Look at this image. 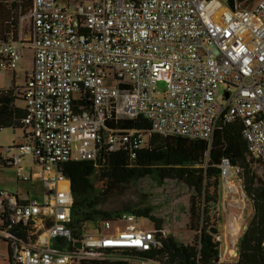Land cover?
Masks as SVG:
<instances>
[{
    "label": "built area",
    "instance_id": "obj_1",
    "mask_svg": "<svg viewBox=\"0 0 264 264\" xmlns=\"http://www.w3.org/2000/svg\"><path fill=\"white\" fill-rule=\"evenodd\" d=\"M63 1L65 7L59 0H32L17 39L0 41V79L4 70L17 69L23 49L34 55L22 91L21 124L29 133L16 155L0 148V160L18 168L23 183L41 178L47 191L40 201L0 191V238L9 264L118 260L106 251L147 252L161 245L154 230L127 226L104 233L112 223L96 237H72V196L60 166L73 152L75 161L96 162L102 149L128 150L133 159L144 144V131L107 129L113 118L141 117L150 133L209 145L218 123L239 122L249 153L264 167V0L246 8L236 0L232 7L228 0ZM24 19L27 37L20 28ZM28 155L41 174L19 167ZM237 173L222 159L223 205L231 195L244 200ZM22 229L24 238L11 232Z\"/></svg>",
    "mask_w": 264,
    "mask_h": 264
},
{
    "label": "trees",
    "instance_id": "obj_2",
    "mask_svg": "<svg viewBox=\"0 0 264 264\" xmlns=\"http://www.w3.org/2000/svg\"><path fill=\"white\" fill-rule=\"evenodd\" d=\"M237 1L240 7L244 6V0ZM251 1L246 0L245 4ZM31 4L32 0L0 2L1 42L17 39L19 20L28 15ZM228 5L232 7L233 2L228 0ZM22 91L23 88L15 87V79L9 91H0V130L23 127L24 110L19 111L23 116L18 118V110L13 104L14 100L23 101ZM11 92H16L17 98L12 97ZM106 128L144 131V144L133 159L128 150L112 153L102 149L96 162L69 160L60 166L72 196V237L77 242L81 241L89 223H96L100 232L105 224L120 222L130 215L131 218L149 219L161 245L147 252L111 249L106 253L118 256V260H82L76 264H133V257L156 264H225L219 262L220 245L211 235V230H218L216 224H224L222 215L218 213L221 201L219 165L222 159H228L238 170L235 179L241 182L252 214L241 235L237 258L230 264H264V181L255 169L262 163L249 153L239 122L229 125L218 123L210 145L204 141L150 133L149 123L141 117L113 118L106 123ZM8 167L11 166L0 160V168ZM147 179L166 180L186 192L187 222L184 230L191 233L192 238L170 235L167 232L170 222L157 219L150 207L112 213L98 210L102 200L117 194L123 185ZM0 221H4L2 215ZM11 232L22 238L26 235L23 229ZM0 240L5 242L2 238Z\"/></svg>",
    "mask_w": 264,
    "mask_h": 264
},
{
    "label": "rangeland",
    "instance_id": "obj_3",
    "mask_svg": "<svg viewBox=\"0 0 264 264\" xmlns=\"http://www.w3.org/2000/svg\"><path fill=\"white\" fill-rule=\"evenodd\" d=\"M257 1L258 0H253L250 3L245 4L246 0H244V6L241 7L244 8L252 6ZM237 3L239 4L238 1ZM58 4L61 7H65V2L63 0H59ZM20 28L23 37H27L29 34V21L27 19H24L21 23ZM33 56V51L30 48H25L22 50V58L17 66V69L14 72L10 70L3 71L2 78L0 79V91L10 90L12 87L13 79H15V86L17 88L22 89L25 87L26 76L30 75L33 69ZM158 89L163 90V84H159ZM219 90L222 94L226 90V87L221 86ZM218 102L222 103L220 98L218 99ZM21 145H25L22 130H13L12 128L0 130V148L9 147L13 149L8 157L16 155L17 151L15 150V148L16 146ZM76 155L77 154L73 152L71 160H74ZM19 167H21L26 174L36 175L42 173V168L39 165L35 164L31 155L23 157L20 160ZM255 169L258 176L262 181H264V167L262 165H258ZM18 173V168H0V191L19 193L29 192V196L31 198H35L40 201L44 197L46 192L43 180L41 178H35L32 179L30 183L26 184L21 182V180L18 178ZM221 193L222 188H220V194ZM187 198L188 196L186 192L174 183L168 182L166 180L161 181L155 179L153 181L151 179H147L123 185L119 188L117 194L103 199L98 207V210L101 212L112 213L124 212L140 207H150L154 210L153 215L157 219L165 221L168 220L170 222V226L167 230L170 235L179 238L185 237L190 239L188 236H190L191 233L184 230L187 222ZM227 202L223 205V201L221 199L218 210V213L222 215V218L224 219V223H226L225 221L229 218L230 214H236L237 211H240L237 209H228L226 207ZM243 204L246 205L244 213L251 212V205L246 199L243 201ZM222 224L223 223H220L219 225L216 224L218 227V230H216L217 233L211 234L214 237L215 242L218 231L222 230ZM127 226H133L135 229L142 231L153 230V224L149 219L131 218L130 215H126V218L123 221L112 223L104 233L120 232ZM86 229L87 231L84 235L85 237H96L99 235L96 223L87 224ZM211 231L213 232L214 230ZM241 235L242 233H240L235 243L232 244L237 250ZM219 244L220 254H222L224 252V242L219 240ZM52 245L55 246L56 242L52 241ZM3 256H5V245L3 241L0 240V264H8L7 259H4ZM232 259L234 258L230 257L229 259H227V261ZM219 262H223L222 258H220Z\"/></svg>",
    "mask_w": 264,
    "mask_h": 264
},
{
    "label": "crops",
    "instance_id": "obj_4",
    "mask_svg": "<svg viewBox=\"0 0 264 264\" xmlns=\"http://www.w3.org/2000/svg\"><path fill=\"white\" fill-rule=\"evenodd\" d=\"M7 91H9V90H7ZM7 91H3V92H7ZM11 95H12V97L17 98L16 92H11ZM13 104L18 110L17 111L18 118L22 117L23 115H22V113H19V111L24 110V102L21 100H14ZM19 129L22 130V135H23V138L25 140V137L29 133V131H27V129H25L23 127L19 128ZM9 193L15 194L18 196L23 195V194L29 195V192H26V193L9 192ZM244 200H245V198H244ZM244 200L240 197H237V196H230L226 207L228 209L231 208V209H237L240 211H237L236 214H230L229 218L226 219V221H225L226 223L223 224L222 230L218 231V234L216 236V241L219 242V240H220V241L224 242V252L220 255H221V258L223 260L222 263H225V264L233 263L236 260L238 250L236 248H234V246L232 244L235 243V241L239 237L240 233H243V231L245 230L247 223H248V221L252 215L251 212L244 213V210L246 207V205L243 204ZM241 204H242V206H241ZM3 243L5 245V256H3V257H4V259H7V262L9 264V248H8V245L6 242H3ZM231 247H232V249H231ZM230 257H233L234 259L227 261V259H229Z\"/></svg>",
    "mask_w": 264,
    "mask_h": 264
},
{
    "label": "water",
    "instance_id": "obj_5",
    "mask_svg": "<svg viewBox=\"0 0 264 264\" xmlns=\"http://www.w3.org/2000/svg\"><path fill=\"white\" fill-rule=\"evenodd\" d=\"M200 233H201V236H200V237H202V230H201V232H200ZM213 233H215V234H216V233H217V231H216V230H214L213 232L211 231V234H213ZM77 248H80V246L78 245V246H77Z\"/></svg>",
    "mask_w": 264,
    "mask_h": 264
}]
</instances>
